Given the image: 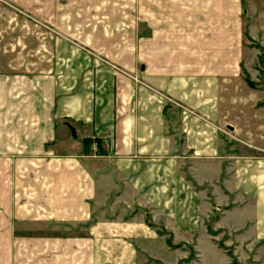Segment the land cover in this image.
I'll list each match as a JSON object with an SVG mask.
<instances>
[{"label": "crops", "instance_id": "obj_1", "mask_svg": "<svg viewBox=\"0 0 264 264\" xmlns=\"http://www.w3.org/2000/svg\"><path fill=\"white\" fill-rule=\"evenodd\" d=\"M29 7L44 13V68L14 72L0 62V156L26 164L56 152L62 183L71 174L83 204L103 194L188 222L215 210L235 221L227 228L241 227L240 239L260 245L264 155L231 158L224 128L232 130L228 62L260 57L264 0H29ZM1 33L2 45L20 40ZM90 139L96 150L84 146ZM73 147L77 158L68 159ZM45 159L50 180L53 162ZM229 197L240 207L221 212Z\"/></svg>", "mask_w": 264, "mask_h": 264}, {"label": "rangeland", "instance_id": "obj_2", "mask_svg": "<svg viewBox=\"0 0 264 264\" xmlns=\"http://www.w3.org/2000/svg\"><path fill=\"white\" fill-rule=\"evenodd\" d=\"M29 8V0H0L1 35L20 38L15 44H0V62L14 72L44 68V13ZM132 15L136 19L134 9ZM121 16L117 14L118 21ZM141 31L138 26V35ZM259 52L258 60L245 56L246 60L228 62L230 73L234 71L226 82L232 130L223 128L231 158L251 152L264 155V49ZM94 141L83 144L96 150ZM68 152V159L77 158L76 147ZM57 154L26 164L18 157L0 156V264H264V239L260 245L251 237L240 239L241 227L227 228L235 221H223L215 210L207 220L188 222L169 221L163 214L157 218L149 206L131 208L103 194L83 204L72 175L62 183ZM3 159L9 160L5 174ZM44 159L53 162L50 180ZM13 160L17 162L10 163ZM236 204L229 197L228 205L219 207L233 212L240 207Z\"/></svg>", "mask_w": 264, "mask_h": 264}, {"label": "water", "instance_id": "obj_3", "mask_svg": "<svg viewBox=\"0 0 264 264\" xmlns=\"http://www.w3.org/2000/svg\"><path fill=\"white\" fill-rule=\"evenodd\" d=\"M69 130H70L71 136L74 138L75 137L74 129L72 127H69Z\"/></svg>", "mask_w": 264, "mask_h": 264}]
</instances>
